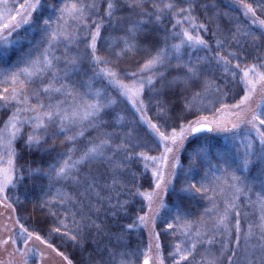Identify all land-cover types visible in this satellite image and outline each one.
Listing matches in <instances>:
<instances>
[{
    "label": "snow or ice",
    "instance_id": "obj_1",
    "mask_svg": "<svg viewBox=\"0 0 264 264\" xmlns=\"http://www.w3.org/2000/svg\"><path fill=\"white\" fill-rule=\"evenodd\" d=\"M234 7L0 0V61L17 53L0 68V264H264V180L253 200L243 175L264 176V0ZM133 233L147 243L125 250Z\"/></svg>",
    "mask_w": 264,
    "mask_h": 264
},
{
    "label": "trees",
    "instance_id": "obj_2",
    "mask_svg": "<svg viewBox=\"0 0 264 264\" xmlns=\"http://www.w3.org/2000/svg\"><path fill=\"white\" fill-rule=\"evenodd\" d=\"M56 2L62 4L63 0H56ZM209 3L211 4V0H209ZM216 4L218 5V8L217 9H212V11L219 10L221 13L229 12L232 15H237L238 14L237 10L234 7V0H216ZM226 22L227 21H226V18H225V23ZM21 35H24L23 31H21ZM113 35H119V31L117 30L115 33H113ZM30 38H32V37H30ZM12 39H15V37H12ZM34 39L38 40L39 36L34 34ZM24 48H25V50H27V48H28V45H27L26 42L24 44ZM62 52H63V49H61L60 52L57 53V54H60ZM201 54H203V53H201ZM12 56H14L13 57V63H14L16 61V59H17V53L15 55L12 54ZM7 63H10L9 67L6 65L5 62H1L0 61V65H2L3 68H10L12 66V62L11 61L8 60ZM3 64L5 66H3ZM89 74H91V73H89ZM77 76L81 77V80H83L85 78V77H83L82 74H75V75H73L71 77L72 80L73 81L77 80L76 79ZM92 133L96 134L95 132H92ZM204 135H211V134L202 133V134L196 135V136L193 137V139L188 141L189 145L193 146V145L198 144L199 143V139L198 138L201 137V136H204ZM49 141L53 142V145H54L50 149L51 154H52L53 157H56V154H58V153H64L66 151L65 145H63L60 140H55V142H54L53 140L50 139ZM212 143H213V145L215 147H220V146L225 144V138L223 136H213ZM17 151L19 152V148L17 149ZM20 155L22 156V159H20L19 163H24L25 161H31V162H33V166L34 167L36 166V164H43V165L46 166L48 163L51 162L49 156L44 154V153L33 152V153L29 154L27 152H24V153H21ZM182 163H184L185 166L187 165L188 161L186 159V155H185V158L182 159ZM205 167H207V165H205ZM200 174L202 175V172ZM243 175L245 177H247V182L254 189L253 192L251 193V196H252V199L255 200L257 193H259L262 190L261 180H264V176L260 175V168H259V166H256V165L252 166L249 169V171L246 172V173H243ZM44 183L46 184L47 181L45 180ZM204 203L205 202L202 201V200H196V201L193 202V206H192V208L190 210L194 214H198L200 211H202ZM170 206H171V204H170ZM100 216H101V219H103L104 218V213L101 212ZM26 224L27 225H32L33 221L31 219H28L26 221ZM99 239H100V242H101V247H103L104 244L107 243L106 238L100 237ZM169 239H171V238H169ZM142 242L145 243V234L141 235V233H133L130 237H127V241H126L127 248L125 250H135L137 248V246L140 245ZM216 247H218V245ZM66 251L69 253V255H73L71 248L66 249ZM73 258L74 259H79V256L75 255V256H73Z\"/></svg>",
    "mask_w": 264,
    "mask_h": 264
},
{
    "label": "rangeland",
    "instance_id": "obj_3",
    "mask_svg": "<svg viewBox=\"0 0 264 264\" xmlns=\"http://www.w3.org/2000/svg\"><path fill=\"white\" fill-rule=\"evenodd\" d=\"M14 55L16 54V53H13ZM13 57L14 56H12L11 55V57L8 59L9 61H11L12 62V64H13ZM7 60V61H8ZM1 62H5V61H1ZM6 63V65L9 67L10 66V63H7V62H5ZM2 64V63H1ZM9 64V65H8ZM3 66H5L4 64H3ZM0 68H3L2 67V65H0ZM90 73V72H89ZM77 78H79V79H81V77H76V79ZM84 79H86V78H84ZM75 81V80H74ZM97 87H99V84H97ZM207 114V113H206ZM91 134L94 136V135H96V134H94V133H92L91 132ZM200 134H202V133H200ZM199 135V134H198ZM212 135V134H211ZM214 136H223V134H217V135H214ZM224 137V136H223ZM191 139H193V137H190V139H189V141L191 140ZM48 145H51L52 147L54 146L53 145V142H50V141H48ZM145 234V243L144 244H146L147 243V234L146 233H144ZM33 259V261H34V264H38V261H39V257L38 256H36V257H33L32 258ZM45 264H49V262H45Z\"/></svg>",
    "mask_w": 264,
    "mask_h": 264
},
{
    "label": "water",
    "instance_id": "obj_4",
    "mask_svg": "<svg viewBox=\"0 0 264 264\" xmlns=\"http://www.w3.org/2000/svg\"><path fill=\"white\" fill-rule=\"evenodd\" d=\"M198 135V134H197Z\"/></svg>",
    "mask_w": 264,
    "mask_h": 264
}]
</instances>
